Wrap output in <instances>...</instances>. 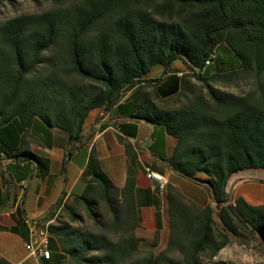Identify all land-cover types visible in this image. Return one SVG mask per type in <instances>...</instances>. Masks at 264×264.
Returning <instances> with one entry per match:
<instances>
[{"label": "trees", "instance_id": "1", "mask_svg": "<svg viewBox=\"0 0 264 264\" xmlns=\"http://www.w3.org/2000/svg\"><path fill=\"white\" fill-rule=\"evenodd\" d=\"M175 62L188 72L178 73ZM155 66L162 67L161 77L147 78ZM209 68L218 76L239 68L253 79V89L240 95L216 89L205 77ZM189 77L202 90L178 107L160 108L149 99L186 90ZM263 78L264 0H77L0 21V213L14 208L13 183L47 176L49 161L33 148H49L52 130L67 136L65 174L73 152L97 130L83 134L88 114L128 108V118L176 139L164 165L206 189L213 205L197 207L169 191L167 246L142 255L130 150L125 145L131 162L118 188L92 148L83 192L65 199L62 191L34 220L48 223L45 264H216L219 251L233 242L255 243L264 259V205L226 191L233 174L264 170ZM130 91L129 102L119 103ZM108 126L135 135L112 120L98 130ZM19 186L23 199L26 186ZM12 217L24 225L26 213L16 207ZM155 217L153 246L162 228L159 209Z\"/></svg>", "mask_w": 264, "mask_h": 264}, {"label": "crops", "instance_id": "2", "mask_svg": "<svg viewBox=\"0 0 264 264\" xmlns=\"http://www.w3.org/2000/svg\"><path fill=\"white\" fill-rule=\"evenodd\" d=\"M173 69L184 74L188 70L180 62L173 64ZM162 75V67L155 66L147 74L149 79H157ZM130 92H127L119 103L127 104ZM173 95L162 97H150L160 108H164L167 99ZM179 103L171 107H178ZM170 107V106H169ZM131 109V108H130ZM131 110L128 108L119 111L117 107L109 112H101L99 109L92 110L83 125V134L87 135L94 126L95 133L80 149L73 152L66 166L65 174H62V162L65 156L64 148L67 142L65 133L52 130L51 146L34 147L33 150L41 157L49 161V172L46 177H33L30 180L13 183L11 191L15 198V205L11 211L0 213V264H45L44 260H36L29 255L25 249L29 229L27 221L40 218L59 199L62 191L65 199L74 195H80L85 187L81 180L89 152L94 148L101 169L112 181L122 188L127 179V170L130 161L126 154L125 145L128 146L133 158L132 171L134 173L136 187L134 198L139 215V226L141 231L136 233L137 237L151 241L153 253L157 254L164 250L169 238V214L167 205V194L174 190L197 207L213 205L206 189L182 179L169 170L163 163L162 158H169L174 151L176 139L168 135L162 127L135 121L128 118ZM96 118H100L95 124ZM112 120L118 126L122 125L128 130L135 131L134 136L125 135L113 126L98 130L104 121ZM134 127V128H133ZM158 137H160L157 139ZM145 168L165 175L168 184L163 194L159 193L156 182L147 177ZM257 170H244L233 174L227 184L226 191L235 199L242 197L249 205H264V174ZM66 181V182H65ZM26 186L25 196L21 199L23 189L19 185ZM1 192L7 193L4 188ZM20 207L26 213L24 225H17L12 217V212ZM159 209L161 214L162 228L158 243L154 245L153 234L156 230L155 213ZM16 228L17 232L10 229ZM25 234V237H24ZM158 250V252H156Z\"/></svg>", "mask_w": 264, "mask_h": 264}, {"label": "rangeland", "instance_id": "3", "mask_svg": "<svg viewBox=\"0 0 264 264\" xmlns=\"http://www.w3.org/2000/svg\"><path fill=\"white\" fill-rule=\"evenodd\" d=\"M75 1L77 0H11L0 5V21L7 20L23 13H39L54 6H65ZM207 70L208 73L205 74V77L208 78V83L216 89L239 95L248 93L253 89V79L249 75H244L239 68L232 70L228 69L220 76L215 74L213 68ZM227 73H229L230 76H225ZM198 90H202V84L197 82L194 78L189 77L186 90H180L178 94H174L164 102L170 106L176 103L181 104L185 102L193 92H197ZM203 92H205L204 89ZM252 172H261L264 174V170L262 169ZM80 211L82 212V210ZM140 231L141 226H138L135 230V234ZM150 242L151 241L147 239H142V242L138 246L140 254L143 255L153 251ZM156 252H158V250H156ZM214 260L216 264H226V262L230 264H264V259L258 247L253 242L248 244L233 242L221 249Z\"/></svg>", "mask_w": 264, "mask_h": 264}, {"label": "built area", "instance_id": "4", "mask_svg": "<svg viewBox=\"0 0 264 264\" xmlns=\"http://www.w3.org/2000/svg\"><path fill=\"white\" fill-rule=\"evenodd\" d=\"M206 64L210 65L211 63L210 61H207ZM178 73L176 74L178 75ZM145 173L148 178L156 182V187L159 190V193L163 194L168 184L167 177L161 173L150 170L149 168H145ZM27 225L29 229V235L25 243V249L30 256L38 261L49 259L51 256V250L49 248V232L40 233L38 222L34 220L27 221Z\"/></svg>", "mask_w": 264, "mask_h": 264}, {"label": "bare ground", "instance_id": "5", "mask_svg": "<svg viewBox=\"0 0 264 264\" xmlns=\"http://www.w3.org/2000/svg\"><path fill=\"white\" fill-rule=\"evenodd\" d=\"M40 233H47L48 232V223L44 225H38Z\"/></svg>", "mask_w": 264, "mask_h": 264}]
</instances>
